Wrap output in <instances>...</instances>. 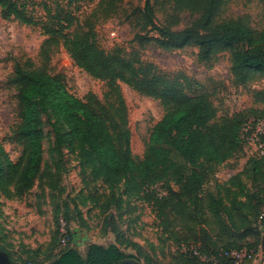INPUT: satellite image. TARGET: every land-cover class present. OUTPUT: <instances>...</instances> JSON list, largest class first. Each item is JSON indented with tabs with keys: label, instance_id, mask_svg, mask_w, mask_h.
<instances>
[{
	"label": "rangeland",
	"instance_id": "374dc122",
	"mask_svg": "<svg viewBox=\"0 0 264 264\" xmlns=\"http://www.w3.org/2000/svg\"><path fill=\"white\" fill-rule=\"evenodd\" d=\"M24 1L35 21L32 26L5 19L0 10V143L12 163L19 161L24 150L14 138L20 122L18 89L13 81L17 66L60 77L72 94L85 102L100 103L95 107L104 111H109L115 100L109 95L111 88L106 81L94 79L76 67L62 41L45 34L43 24L50 22L55 28L60 23L67 25L66 17L72 21L67 32L90 33L107 53H120L137 66L152 65L170 79L186 78L195 92L209 96L216 110L212 124L240 112H247L249 118L264 117V76L256 74L241 83L232 73L231 52L203 62L196 46L165 51L153 44H140L138 34L156 36L143 27L146 0ZM152 3L156 23L174 31L190 27L199 18V14L178 9L170 0ZM216 21H242L255 36H260L264 31V0H226ZM117 89L127 109L132 155L139 161L144 158L150 134L166 109L160 100L142 95L125 83L117 82ZM40 120L43 164L34 187L18 192L17 179L10 182L5 170L7 193L0 190V249L14 263L44 264L56 259L61 251L58 238L62 223L82 256L91 244L115 241L104 220L111 214L117 227L132 235L158 262L179 264L185 258L183 255H190L188 248L206 226L202 216L192 218L191 212L199 210L203 194L217 193L221 188L224 197H232L230 192L236 191L242 199L249 194L254 197V204H260L262 235L259 240L250 236L248 241L259 247L258 262L264 261V173L255 180L251 171L255 153L252 146L245 145L236 159L219 166L208 177L209 182L219 184L218 188L217 183H207L199 193L181 198L188 206L181 219L172 213L165 217L170 208L163 212L140 193H125L126 180H118L111 187L104 180L94 179L90 158L74 142L66 124L52 112L44 113ZM172 157L180 161L174 152ZM167 187L180 193V186L174 182L168 181ZM179 201L173 202L174 207ZM166 224H170V233H165Z\"/></svg>",
	"mask_w": 264,
	"mask_h": 264
},
{
	"label": "trees",
	"instance_id": "16d2710c",
	"mask_svg": "<svg viewBox=\"0 0 264 264\" xmlns=\"http://www.w3.org/2000/svg\"><path fill=\"white\" fill-rule=\"evenodd\" d=\"M170 1L180 10L199 14V18L190 27L174 31L156 23L153 0H146L143 27L156 36L138 34L136 38L140 44H153L165 51L196 46L198 58L203 62L213 60L223 52H231L232 73L241 83L248 82L256 74L264 76V31L255 36L242 21L218 23L216 17L226 0ZM0 10L5 19H14L27 26L35 24L24 0H0ZM65 19L68 24L60 23L57 28L50 22L43 24L45 34L62 41L76 67L94 79L106 81L111 88L109 95L115 100L109 105V111H104L95 107L100 103L85 102L72 94L60 77L17 66L13 81L18 89L20 122L14 138L24 150L19 161L12 163L0 143V190L7 193L5 170L10 182L17 179L18 192L34 187L43 164L40 119L44 113L52 112L66 124L74 142L90 158L94 179L104 180L111 187L118 180H126L125 193H140L163 212L170 208L171 212L165 217L171 213L178 217L185 214L183 210L188 206L181 198L199 193L207 183H217L209 182L208 177L243 151L245 124L253 119L264 120V117L249 118L247 112H240L212 124L216 110L209 96L195 92L186 78L182 81L177 77L170 79L152 65L137 66L120 53H107L90 33L67 32L72 21L71 17ZM117 82L160 100L166 109L150 134L144 158L139 161L132 155L127 109ZM173 152L180 161L172 157ZM251 159V171L256 180L264 173V157L252 155ZM168 181L180 186V193L167 189ZM230 193L232 197H224L222 188L217 193H202L205 198L199 210L191 212L190 217L202 216L206 226L199 230V237L188 248L190 255H183L185 258L179 264H236L225 255L231 251L253 253V259H256L259 247L248 239L257 236L259 240L262 235L259 232L263 220L260 204H254V197L249 194L242 199L241 193ZM175 200H180L178 209L173 205ZM104 220L115 235V241L107 245L91 244L82 256L74 248L69 234V243L64 247L58 238L61 251L56 259L44 264H120L127 260L164 264L158 262L154 254L147 253L129 233L117 227L113 215H106ZM169 227L170 224L164 226L165 233H170ZM253 262L248 260L243 264Z\"/></svg>",
	"mask_w": 264,
	"mask_h": 264
},
{
	"label": "built area",
	"instance_id": "2783aa9c",
	"mask_svg": "<svg viewBox=\"0 0 264 264\" xmlns=\"http://www.w3.org/2000/svg\"><path fill=\"white\" fill-rule=\"evenodd\" d=\"M242 135L246 145L254 148L255 153L253 156L264 157V120L258 118L247 122L243 128ZM64 226L65 224L62 223L59 233L60 243L63 247L69 243V233ZM194 254L198 255V252L194 251ZM225 255L235 260L236 264H243L245 261L255 260V258L253 259V253L246 251H231Z\"/></svg>",
	"mask_w": 264,
	"mask_h": 264
},
{
	"label": "water",
	"instance_id": "95a60500",
	"mask_svg": "<svg viewBox=\"0 0 264 264\" xmlns=\"http://www.w3.org/2000/svg\"><path fill=\"white\" fill-rule=\"evenodd\" d=\"M262 251H263V258H264V239L262 243ZM0 264H18V263L12 262L9 255L6 252L0 250ZM120 264H141V263L127 260Z\"/></svg>",
	"mask_w": 264,
	"mask_h": 264
},
{
	"label": "crops",
	"instance_id": "0c3cea01",
	"mask_svg": "<svg viewBox=\"0 0 264 264\" xmlns=\"http://www.w3.org/2000/svg\"><path fill=\"white\" fill-rule=\"evenodd\" d=\"M130 236H132V235H130ZM132 238H133V236H132ZM133 239H134L135 242H137V240L135 238H133ZM253 264H264V261H262V262L259 263L258 260H257V258H256L255 261L253 262Z\"/></svg>",
	"mask_w": 264,
	"mask_h": 264
}]
</instances>
